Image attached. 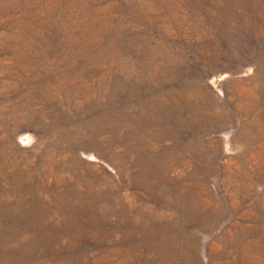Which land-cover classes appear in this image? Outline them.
Returning <instances> with one entry per match:
<instances>
[{
    "label": "rangeland",
    "instance_id": "374dc122",
    "mask_svg": "<svg viewBox=\"0 0 264 264\" xmlns=\"http://www.w3.org/2000/svg\"><path fill=\"white\" fill-rule=\"evenodd\" d=\"M0 264H264V0H0Z\"/></svg>",
    "mask_w": 264,
    "mask_h": 264
}]
</instances>
